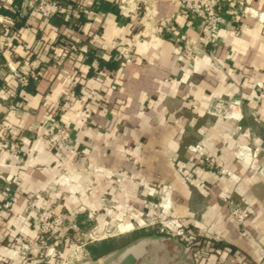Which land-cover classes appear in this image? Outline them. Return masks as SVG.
<instances>
[{"label": "crops", "instance_id": "0c3cea01", "mask_svg": "<svg viewBox=\"0 0 264 264\" xmlns=\"http://www.w3.org/2000/svg\"><path fill=\"white\" fill-rule=\"evenodd\" d=\"M28 1L0 0V143L16 141L24 157L19 167L9 151L0 152V206L7 182L15 194L14 211L0 217V258L20 263L18 235L30 239L31 257L39 256L34 220L24 210L28 197L45 189L53 190L72 235L84 233L87 222L122 228L147 220L156 211L155 187L169 182L174 208L167 213L199 242L195 250L185 247L192 264H264V0H226L225 25L216 33L172 0H109L119 13L94 10L99 0H73L63 18L74 21L83 11L78 29L44 19ZM19 8L24 17L14 28ZM65 36L81 51H63ZM184 38L201 46L195 61L183 54ZM125 50L129 60L117 69L88 57L92 51L110 61ZM10 66L37 73L32 90L19 87ZM65 97L71 107L60 120L71 141L60 152L45 130ZM218 98L241 103L242 118L212 114ZM224 198L250 210L243 228ZM170 237L171 245L181 241ZM103 239L82 244L91 261L113 252L92 257L89 245ZM214 240L233 251L212 250Z\"/></svg>", "mask_w": 264, "mask_h": 264}, {"label": "built area", "instance_id": "2783aa9c", "mask_svg": "<svg viewBox=\"0 0 264 264\" xmlns=\"http://www.w3.org/2000/svg\"><path fill=\"white\" fill-rule=\"evenodd\" d=\"M173 2L177 3L178 6L186 11L188 14H191L194 17H197L200 20L201 25L208 29L210 32L216 33L219 29H221L225 25V2L226 0H172ZM64 0H29L27 8L33 12L40 14L44 19L51 20L54 19L58 13L62 10V7L65 5ZM6 42L10 41L9 37L5 39ZM182 48L183 54L188 61H195L198 58V54L196 53L197 49H200L201 46L198 43V40H193L190 38L182 39ZM68 52L70 54H75L81 51L80 44L75 41H69L66 46ZM121 52L117 54L115 57L117 60L121 61L125 58L126 61L129 60L127 57L128 54ZM128 53V52H127ZM93 69L98 70V62L93 60L91 63ZM10 70L12 76L17 80L18 85L20 88L24 89L26 86L29 85L31 81H35L37 79V73L29 72L24 73L20 71L15 66H10ZM72 94V93H71ZM75 95V94H73ZM91 96L98 99L99 93L97 90L92 89ZM18 101L12 102L10 105L11 109L17 108ZM71 107V99L70 97L62 98L55 102L53 115L51 116V123L47 126V138L50 142L52 148L60 149L65 148L71 141V132L68 126L63 124L60 120V117L63 113H65ZM241 104L234 101L224 100L223 98H218L213 105L212 114H214L218 118H226V119H241L242 114ZM8 150L13 154L14 158L17 160L22 158V153L17 148L15 143H11L8 147ZM249 154L253 156L257 155V152L249 150ZM205 160L211 165L215 166V160L213 157H206ZM84 158L82 162H85ZM223 174H227V170H222ZM164 191L168 190L167 187L161 189ZM11 197V196H9ZM165 198V197H164ZM9 199V198H8ZM166 199V198H165ZM229 199H225L227 202ZM47 201V200H46ZM167 201H170L167 199ZM50 205L54 203L51 200H48ZM230 203V202H227ZM12 204L11 200L9 199L5 204L6 207H9ZM31 205H35L31 203ZM169 203H163L162 207L167 208ZM249 217L248 210L243 206L235 207L233 218L238 226H244L245 222ZM36 223H38L39 233L43 235H54L57 233L61 234L63 231V227L65 224L64 216L58 212L56 209L48 206L43 208V211L36 217ZM164 227L162 230L165 231L169 236L179 238L186 246L191 244L192 238L195 236L186 230L181 224L177 225L176 227H171L170 223H163ZM171 232H169L170 230ZM124 230L123 228H121ZM55 251V247L52 246L50 248L49 254L51 255ZM50 263V262H45ZM41 263V264H45ZM38 264V263H36Z\"/></svg>", "mask_w": 264, "mask_h": 264}, {"label": "rangeland", "instance_id": "374dc122", "mask_svg": "<svg viewBox=\"0 0 264 264\" xmlns=\"http://www.w3.org/2000/svg\"><path fill=\"white\" fill-rule=\"evenodd\" d=\"M223 119H226V118H223ZM45 131L47 135V129ZM11 143H15V145L19 149L16 141H11L9 143L1 142L0 152L9 151L8 147L10 146ZM49 145L52 148L50 142H49ZM52 149L62 152L64 151L65 148L63 147L60 149H55V148H52ZM253 151L254 150H251V152ZM11 155L17 166L20 167L23 165V162H24L23 155H22V158L19 160L14 158L12 153ZM82 159L83 158H79L80 165L82 167H85L86 161L82 162ZM7 183H6L7 186H5L7 193L5 195L2 205L0 206V217H2L1 214H3V212L11 213L14 211V195L15 194L14 192L12 193L10 191L11 189H8L10 187L8 186ZM164 184L168 190L163 192V190L161 189L164 187ZM164 184H161L158 187H155L154 196L156 197L157 200L151 202V206L154 207L156 211L152 216H149L147 220H142L138 222L134 221L132 225L127 224V226L122 227L123 229L125 228L124 230H122L121 227L115 226V222H112V221L103 222V226H100L98 222H87L86 231L84 233L82 231H79L78 233L75 232L72 235H67L66 224H64V227L62 229L63 231H61V234L57 233L54 235L46 236V235L39 233L38 223H36V217L38 216V213L40 214L43 211V208L51 206L52 208L60 212L65 218V213L63 212L62 209H60L58 204L54 201V199L51 196V192L53 190L48 188L36 194L35 196L28 197L27 205L24 210V214L27 218H33L34 220V227H35V232L37 236L36 238L38 240V244L41 249H40V252L38 253L39 256H37L36 258L31 257L30 255L31 244L30 245L28 244L30 239L24 237L23 235H18L15 238V245L17 246V254L19 255V262H20L18 264H36V263L41 264L45 262H50V263H45V264H79L82 262L92 260L89 254H87L85 247L82 245L83 243H86L88 241H96L102 238H106V239L112 238L113 239L112 249L114 251L124 246L125 244L129 243L130 241H132L134 238L138 237L139 235H141L139 234L135 236V233L137 232L138 233L145 232V233H142V235L151 234V233L153 234L161 233V234H165L168 236V234L166 233V230L165 231L162 230L163 228H165L163 223H170V226L173 228L179 224L182 225V222L177 216L167 213L173 210L174 205H173L172 199H170L169 197V191L171 189V185L169 182H165ZM60 192L61 194H63L64 198H67L68 195H70L68 191L61 190ZM8 198L11 200L12 204L9 207H6L5 204L9 200ZM38 198L39 199L43 198V202H44L43 205L39 206L37 204ZM167 199H169L170 201H167ZM225 199H229L227 201V202H230L228 203V208H229L228 212L232 217L234 214L235 207H237L238 205L240 207L243 206L246 208V206H244L240 201H235V200L233 201L230 198H224V201ZM48 200H51L54 204L50 205L48 203ZM164 202L167 204L169 203V206L167 208L162 207V204ZM31 203H34L35 205L32 206ZM248 212H249V217H250L251 216L250 210H248ZM119 223H128V222L119 221ZM243 227L244 226H240V228H243ZM172 228L169 232L173 231ZM89 231L91 232V235H89L90 233ZM57 240L64 241V245L60 246L59 249L55 243ZM192 241L193 242L191 244H188L187 246L183 242L182 243L187 249L192 248L195 250L199 242L196 237L192 238ZM25 244H28L27 246L29 247H26ZM65 244L66 245L68 244L69 248L66 249L64 247ZM52 246L55 247V251L50 255L49 251ZM0 264H9V262L4 260L3 258H0Z\"/></svg>", "mask_w": 264, "mask_h": 264}, {"label": "water", "instance_id": "95a60500", "mask_svg": "<svg viewBox=\"0 0 264 264\" xmlns=\"http://www.w3.org/2000/svg\"><path fill=\"white\" fill-rule=\"evenodd\" d=\"M170 241L161 233L141 235L100 260L79 264H192L188 255L184 257L183 243L171 245Z\"/></svg>", "mask_w": 264, "mask_h": 264}, {"label": "trees", "instance_id": "16d2710c", "mask_svg": "<svg viewBox=\"0 0 264 264\" xmlns=\"http://www.w3.org/2000/svg\"><path fill=\"white\" fill-rule=\"evenodd\" d=\"M17 1L21 3L22 0H17ZM64 1L66 4L64 5V7H62V10L60 11V13H58V15L54 19H51L49 21L54 23V24H59L62 21H65L66 23H68V25L70 27H72L74 29H78V26H77L78 22H80V23L84 22L86 20V16L84 15V12L82 11L79 13V17L75 18L74 21H72L71 19L63 18L64 17L63 16L64 11L67 13H70V16H71V12H72L71 9L72 8H70L69 5H71L72 3L74 4L73 0H64ZM93 9L96 11L102 10V11H113V12L119 13V9H118L117 5L114 4L113 2H110L109 0H99L98 2H95L93 5ZM12 16L16 19V21L18 18L24 17L22 10H20V8L17 12L13 13ZM19 24H20V22L17 21L14 28L18 27ZM72 40H73V38L66 37V36L63 38H60L59 43H60V46L64 49L63 51L68 52L66 46H67L68 42L72 41ZM94 56L98 58V61L101 64V66L106 65L111 69H117L120 65V61L117 59H114L113 56H112V59H110V61H104L103 58L98 57L94 52L88 51V57L90 58V60ZM33 84H34V82L31 81L29 83V85L26 86L24 89L32 90L31 85H33ZM142 233H145V232H139V233L137 232V233H135V236L142 234ZM112 245H113V239L112 238L103 239L99 242H96V243L89 245V251H90L93 258H98V257L110 252L111 250H113ZM210 246H211L212 250H216L218 248H223V249L229 248L231 251H233V249H234L232 245H229L225 242L217 241V240H214L213 244ZM204 251L208 252L207 250H204ZM209 251H211V250H209Z\"/></svg>", "mask_w": 264, "mask_h": 264}]
</instances>
